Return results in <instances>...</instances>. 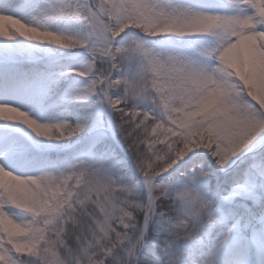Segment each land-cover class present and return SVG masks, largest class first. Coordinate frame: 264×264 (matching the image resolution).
I'll return each instance as SVG.
<instances>
[{"label":"snow or ice","instance_id":"snow-or-ice-1","mask_svg":"<svg viewBox=\"0 0 264 264\" xmlns=\"http://www.w3.org/2000/svg\"><path fill=\"white\" fill-rule=\"evenodd\" d=\"M0 264H264V0H0Z\"/></svg>","mask_w":264,"mask_h":264}]
</instances>
